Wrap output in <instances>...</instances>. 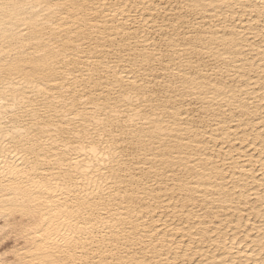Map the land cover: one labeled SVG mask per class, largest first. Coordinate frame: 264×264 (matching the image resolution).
<instances>
[{
  "label": "bare ground",
  "instance_id": "1",
  "mask_svg": "<svg viewBox=\"0 0 264 264\" xmlns=\"http://www.w3.org/2000/svg\"><path fill=\"white\" fill-rule=\"evenodd\" d=\"M158 1L52 0L53 3L77 7L64 10L62 19L67 22L57 28L40 27L34 33L35 42L21 58H30L39 64L50 63L53 68L62 69L55 73L62 79L59 82L45 80L41 93L39 85L32 88L25 83L24 87H18L23 79L19 75L15 80L0 75V151L7 143L16 144L35 136L39 138L36 140L37 151L41 150L39 145L43 142L45 157L53 160L51 166L45 163L33 170L25 167L27 157L19 152L15 156L9 152L7 161L0 159V220L4 221L0 233L10 227L24 240L23 247L14 252L16 261L4 263L1 255L0 264H36L53 257L69 259L57 255L55 249L62 248L59 241L69 239L72 232L77 236L83 234L91 241L81 242L85 259L93 257L95 250L98 254L93 259L103 262L117 259L133 264L144 260L152 264H180L187 258L189 264L192 261L195 264H201V261L221 264L226 258L254 261L259 257L261 209L264 208V176L260 175L264 170V161L261 160L264 129L256 117L264 111L261 99L264 88L260 79L264 72L261 68L264 40L260 37L262 26L256 21L260 19L258 6L261 0H168L167 7L164 2L161 4L162 0ZM126 4L127 9L124 8ZM134 25L147 29L144 35L152 37V48L158 47L155 36L161 37L162 41L166 38L177 41L178 52L166 61V65L170 64L174 69L185 68L186 75L188 62L180 59V51L187 52L189 45L198 44L199 50L192 49L193 68L203 64L208 71L215 73L210 67L213 61L209 53L214 54L211 43L215 41L222 46L223 41H231L235 33L240 44L231 49L235 55L230 59L244 74L237 76L232 72L236 79L233 84L221 64L220 74L228 81V89H222V80L216 88L221 94H210L206 98L208 107L196 121L197 125L203 123L204 128H197L194 132L190 127L192 121L170 127L166 120H162L157 146L152 147L145 141L147 151L129 157L124 190L117 185V191L112 193V203L98 205L92 200L95 214L76 216L74 209L83 206L85 194L88 197L93 194L97 169L107 163L104 160L107 153L93 154L89 151L92 145L87 142H83L82 148L58 144L55 139L59 135L58 129L62 130L65 125L82 128L83 124H76L77 117L93 118V109L98 117L101 94L107 104L110 93L121 113L136 114L134 106L138 94L139 101L143 102L141 108L145 105L150 108L153 103H167L162 94L157 99L152 93L144 101L145 90L167 74L163 67L159 72L149 70L146 74V79L148 75L156 77L151 84L131 82L137 79V66L127 62L131 54L129 40L135 43L141 39L136 37ZM197 32L199 35H193ZM144 46H149L147 40H144ZM124 49L128 51H122ZM38 53L42 56L38 57ZM117 53H120L118 59ZM6 58V54L0 55V66ZM192 75L203 77L204 73L192 71ZM216 78L214 74L213 83ZM108 82L112 83V88L106 86ZM117 87L120 94L115 91ZM163 87L167 92L168 85ZM171 87L176 90L175 85ZM94 89L98 91L94 92ZM86 95L95 96L91 108L73 111L75 104L83 102ZM44 97H48L46 102ZM73 97L75 102L69 103ZM171 99L175 101V97ZM184 107L189 110L187 104ZM85 108L89 105L81 103V109ZM112 110L116 111V108L112 107ZM238 112L244 113L247 123H240ZM103 114L107 115V112ZM125 119L130 116L126 115ZM145 119L151 123V118L144 114L140 118L141 124ZM237 129L240 134L234 135ZM184 136L190 141L186 145L182 144ZM119 146L118 141L116 147ZM173 146L181 151L171 152ZM13 160L19 171L11 169ZM209 166L215 169L214 175L223 176L221 181L204 178V169ZM196 169H200L198 174H189L195 173ZM73 174L76 180L70 187L77 195L66 199L57 208L56 197L65 195L57 185L64 187L65 176ZM178 177L191 181L192 186L186 194L181 193L180 185L176 183ZM76 181L83 183L78 185ZM224 189H227V196ZM23 208L30 209V212L21 216ZM49 208L52 212L48 211ZM31 214L36 215L35 222L29 221ZM16 215L25 220L24 223L18 222L21 225L17 229V223H9ZM153 231L156 232L154 238ZM242 233L244 236L240 237Z\"/></svg>",
  "mask_w": 264,
  "mask_h": 264
},
{
  "label": "snow or ice",
  "instance_id": "2",
  "mask_svg": "<svg viewBox=\"0 0 264 264\" xmlns=\"http://www.w3.org/2000/svg\"><path fill=\"white\" fill-rule=\"evenodd\" d=\"M68 7L75 8L77 6L53 3L52 0H35V2H33V0H0V50H2L0 55L6 54L7 57L4 64L0 66V75H4L6 78L10 76L12 80H15L19 75L23 77V79L18 87H24L25 83L32 88H36L39 85L41 93L44 91L43 83L45 80H55L59 82L62 77L55 73L62 71V69L53 68L50 63L39 64L30 58L21 57H25L26 53L30 50V45L35 42L34 33H37L40 27L57 28L60 24L67 22L65 19H62V17L64 16V10ZM107 7L108 5H105V8ZM115 7H119V5H115ZM178 7H183V5H179ZM248 7L252 6L249 5ZM258 7L260 19L256 21V23L262 26L260 37L264 40V0H261ZM124 8L127 9L128 5H124ZM129 23H131V21H129ZM133 30L136 37H141V39L135 43H133L132 40H129L131 54L128 56L127 62L135 63L137 66V79L131 82L136 83L138 81L141 84H151V80L156 79V77L148 75L146 79V74L149 73V70L152 72H159L160 68L163 67L167 74L160 77L156 85H151L150 88L145 90L144 101H147L148 94L152 93L157 99H159L162 94L163 99L167 101V103H153L150 108L147 107V105L141 108L140 105L143 102L139 101L138 94V102L134 106L136 108V114L121 113L110 93L108 94L110 98L107 104L103 101L104 94H101V105L99 108L100 115L98 117L96 116V110L93 109L94 123L93 118L77 117L76 124H83L84 126L82 128L74 129L71 125H65L62 130L58 129L59 135L55 137L58 144H67L69 148L73 145L82 148L84 146L83 142H87L92 145V148H90L89 151L93 154L100 152L101 155H103L104 153H107V155H104V160L107 161V163L102 166V169H97L95 178L96 183L92 185L93 194L91 197H88L85 194L83 206L74 209V214L76 216L94 215L95 208L92 206V200H95L98 205L112 203V193L117 191V185L120 186L121 191L124 190L123 181L128 178L126 167L129 157L142 150L147 151L148 145L144 143L145 141L149 142L152 147L157 146L156 141L159 138V125L162 120H166L170 127H176L177 124L182 125L186 120L192 121L190 127L194 132L197 128H204L203 123L197 125L196 121L200 120L208 107L206 98L209 97L210 94H221L216 91L217 85L224 80V76L220 74L221 64H223V70L227 73L233 84L236 83V79L232 77V72H236L237 76H243L244 74L240 68L233 65V62L230 59L232 55H235L231 49H235L237 45L240 44V39L236 37L235 33L233 34L231 41H223L222 46L215 41L211 43L214 54L209 53V58L213 61L210 67L215 70V73L208 71L203 64L199 67L193 68L191 63L192 49L199 50L198 44L189 45V50L187 52L180 51V59L188 62L186 75L185 68L174 69L170 64L166 65V61H169L178 52L179 44L177 41L168 40L166 38L157 48H152V37L144 35V33L147 32V29L142 30L134 25ZM193 35H199V33H193ZM52 38L54 39L55 36L53 35ZM144 40L149 42V46H144ZM122 51H128V49ZM261 52L264 53V45L261 46ZM119 55L120 53H117V59L119 58ZM37 56L40 57L42 54L38 53ZM215 61H219V63H216ZM240 63L243 64L242 58ZM158 65L160 67H157ZM261 68L264 69V56H261ZM229 69L231 71H228ZM192 71L203 72L204 76H193ZM214 74L217 77L215 83L212 82ZM260 79L262 81L261 87L264 88V72L261 73ZM164 85H168L167 92L164 91ZM172 85H175L176 90L172 89ZM106 86L109 88L113 87L111 82H108ZM221 87L222 89L227 90L228 81L224 80ZM239 87L240 85H237V88ZM157 88L160 89L159 92H157ZM95 91H98V89H94V92ZM115 91L117 94H120L119 87H117ZM171 97H175L174 102ZM261 99L262 103H264V97H261ZM44 100L46 102L48 97H44ZM94 100L95 96L88 97L86 95L85 100L81 103H86L89 105V108L81 109V103H76L73 111L78 109L88 111ZM125 100H127V97H125ZM198 101L200 103H198ZM74 102L75 97H73V101H69V103ZM185 104L189 106L190 110L185 109ZM109 105L115 107L116 111H113L112 107H109ZM197 108L199 111H196ZM104 112H107V115H104ZM154 113H163V115H156ZM144 114H147L151 118V123L148 119H145L141 124L140 118ZM126 115L130 116V119H125ZM236 115L241 117L240 123H247V118L244 116L243 112H238ZM256 120L259 121L261 129H264V111L256 117ZM153 125H156V127H153ZM32 131L35 132V129H32ZM262 135H264V133H262ZM37 139L39 138L32 136L29 137L27 141L21 140L16 144H5L3 151H0V159L7 161L9 152L13 156L19 152L21 155L27 157L26 161H24L25 167L27 168L37 170L44 166L45 163L51 166L53 160H49L45 157L43 142L39 145L41 150L37 151ZM118 141L120 146L117 148L116 145ZM189 142L188 136H184L182 144L186 145ZM248 142L250 143L251 139H249ZM101 147L103 149L102 152ZM180 151L181 148L175 146L171 148V152L179 153ZM65 153L67 154V149L65 150ZM261 153V160L264 161V146L261 147ZM147 154L151 157V152H148ZM10 167L14 171H19V169L16 168L15 160L10 162ZM90 169L91 166L89 167V170ZM262 169H264V165H262ZM199 172L200 169H196L195 173L189 174L196 175ZM204 172L205 179H214L217 182L223 179V176L214 175L215 169H211V166L205 168ZM260 175L264 176V170H262ZM75 180L76 178L74 174L72 176H65V186L60 188L59 185H57L60 192L65 194L63 198L61 196L56 197L57 203L55 206L57 208L66 199H70L73 195H77L73 188L70 187L71 183ZM76 183L79 185L83 182L76 181ZM91 183L92 182H90V184ZM176 183L180 185V191L182 194H186L187 189L192 186L191 181H185L179 177L177 178ZM262 191H264V186H262ZM209 195H211V193ZM224 195H228L227 189H224ZM186 198L190 199L191 197L186 196ZM49 202L52 203L51 197H49ZM48 211L52 212V209L49 208ZM29 212L30 209L23 208L20 215L24 216ZM213 218L215 219L216 217ZM28 219L30 222H35L36 215L31 214ZM47 219L48 217L45 216V220ZM261 219L262 223L259 229L261 233L259 237V257L254 261L229 260L226 258L221 261V264H264V208L261 209ZM42 227L43 226H41V230ZM155 235L156 232L153 231V238ZM82 241L83 243L91 242L83 234L77 236L76 233L72 232L70 233L69 239L59 241L63 247L55 249L57 255L70 257L69 259H57L53 257L50 260L37 261L36 264H133L132 261H119L117 259L107 262L96 261L93 259V257L98 254L95 250L93 251V257L85 259L84 250L81 248ZM132 243H135V241ZM125 247H127V245H125ZM77 253L80 254L79 259H77ZM136 264H152V262L144 260L137 261ZM180 264H189V260L185 258ZM191 264H195V261H192ZM201 264H204V262L201 261Z\"/></svg>",
  "mask_w": 264,
  "mask_h": 264
},
{
  "label": "rangeland",
  "instance_id": "3",
  "mask_svg": "<svg viewBox=\"0 0 264 264\" xmlns=\"http://www.w3.org/2000/svg\"><path fill=\"white\" fill-rule=\"evenodd\" d=\"M158 2H160V0L158 1ZM163 2H164V5H165V7H167V3H168V0L167 1H164V0H162L161 1V4H163ZM164 5H161V7H164ZM159 10V9H158ZM161 11V10H160ZM173 13V12H172ZM171 16H173V15H171ZM152 33H154V32H152ZM156 37V41H159V42H156V45L158 44L159 45V43H161L162 42V38L161 37H157V36H155ZM157 38L159 39V40H157ZM157 91H160V89L159 88H157ZM190 110V109H189ZM197 111H199V109L197 108L196 109ZM233 111H237L236 109H234ZM238 130V129H237ZM235 130L234 131V135H238V134H240L239 132H240V130ZM237 131V132H236ZM252 136L253 135H251V137H248V141H249V139H252ZM247 144V143H246ZM247 214H244V216L246 217H244L245 219H247V216H246ZM17 216V217H16ZM14 218V221H13V218H11L10 219V224H13V225H17L18 224V222L19 223H24L25 222V220L23 221V220H21V219H24V218H21L19 215H16ZM20 218V219H19ZM16 219L18 220L17 222H16ZM17 223V224H16ZM4 224V221L3 220H0V227L2 226ZM21 224H18L17 226H15V228L17 229L19 226H20ZM8 229V230H7ZM10 229V230H9ZM15 229V230H16ZM12 230V228H10V227H6L1 233H0V256H1V258L3 259V262L4 263H11V262H15L16 261V258H15V255H14V252H15V250H18L20 247H23V245H24V240H23V238H21L19 235H17L18 233H17V230L16 231H11ZM11 232V233H10ZM16 232V233H15ZM17 236H19V238L17 237ZM244 236V233H242V234H240V237H243ZM14 260V261H13Z\"/></svg>",
  "mask_w": 264,
  "mask_h": 264
}]
</instances>
